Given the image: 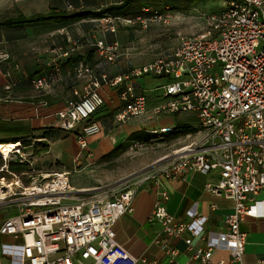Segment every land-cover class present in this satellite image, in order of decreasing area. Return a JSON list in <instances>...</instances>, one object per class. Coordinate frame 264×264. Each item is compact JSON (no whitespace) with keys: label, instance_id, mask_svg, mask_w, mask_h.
Instances as JSON below:
<instances>
[{"label":"built area","instance_id":"2783aa9c","mask_svg":"<svg viewBox=\"0 0 264 264\" xmlns=\"http://www.w3.org/2000/svg\"><path fill=\"white\" fill-rule=\"evenodd\" d=\"M225 3L222 11L206 15L207 30L180 36L174 50L124 75L98 73L87 62L78 65L77 76L85 80L83 93L68 101L57 115L60 128L75 133L82 149L89 137L101 132L94 120L105 105L100 89L146 75L167 79L154 113L197 112L196 130L201 137L109 195L83 190L65 202L63 198L75 190L68 173L40 172L32 177L24 192L25 207L0 224V264H158L144 256L135 257L118 242L113 225L133 212L135 196L144 184L153 181L158 187L159 176L174 179L193 171H215L217 181L206 183V191L234 201L233 211L224 218L226 230L207 231V217L197 204L188 211V220L177 219L166 205L169 194L156 189L150 220L160 223L161 233L155 243L171 264H225L214 258L217 250L228 251L230 263L245 264L247 234L241 223L245 217L264 218V0ZM99 21L103 31L116 34L120 24L147 29L152 23L169 24L171 20L166 13L155 12L135 18L105 16ZM95 47L108 62L122 54L117 39H98ZM69 53L67 50L65 55ZM56 81L57 72L35 77L31 83L44 90ZM131 91L128 86L123 93L126 103L116 113L117 121L148 112L147 97L134 96ZM150 132L162 137L175 130L167 126ZM0 193V198L7 197L4 190ZM173 238L183 239L186 245L189 259L185 263L178 260Z\"/></svg>","mask_w":264,"mask_h":264},{"label":"crops","instance_id":"0c3cea01","mask_svg":"<svg viewBox=\"0 0 264 264\" xmlns=\"http://www.w3.org/2000/svg\"><path fill=\"white\" fill-rule=\"evenodd\" d=\"M123 2L124 0H0V20L6 12L13 9L17 12L10 18L20 13L30 17L53 10L67 13L99 11ZM158 7L153 0H136L129 11L145 10V14L149 15L152 8ZM166 7L170 8L172 5ZM182 17L179 16L181 21L188 19ZM99 19L40 21L26 24L20 30L0 23V96L11 100L13 108L18 107L14 106L13 100L21 101L20 117L11 119L27 122L35 130L38 140H47L43 136L45 128L52 127L56 130L51 132L49 147L38 153L37 158L42 162L44 173H68L75 189L72 192L74 194L83 190L108 195L111 192L117 193L120 190L106 188L175 156L184 146L201 137L196 130L199 125L197 112L164 115L154 113V106L160 103L165 94L167 79L150 75L126 80L116 87L104 85L100 89L105 105L96 113L94 120L99 122L101 132L87 139L85 149L81 148L75 133L60 129L58 112L68 101L78 99L83 93L85 80L77 76L80 63L87 62L98 73L105 72L114 77L155 60L162 53L174 50L179 44L167 49L158 35H149L144 30L134 28L135 26L124 24L119 25L116 34L105 32ZM101 38L109 42L117 39L120 42L122 54L116 61L108 62L99 57L95 42ZM67 50L70 51L69 55H65ZM12 59L21 61H15L8 67L3 65L5 60ZM56 72L57 81L51 88L37 90L31 85L32 78ZM128 86L132 87V95L147 97L148 112L139 117L117 121L115 115L126 103L123 93ZM30 106H35L36 111L30 112ZM167 126H171L175 132L162 137L150 132ZM217 178L215 171L210 174L193 171L174 179L159 176L158 187H154L153 181L144 184L135 196L133 212L124 214L113 225L118 242L135 257L144 256L157 260L158 264H171L155 243L156 237L161 233V225L150 220L155 206L156 189L169 194L170 199L166 205L177 219L188 220V211L197 204L198 211L207 217V231L226 230L224 218L233 211L234 201L205 189L206 183H215ZM212 205H216V209H212ZM241 230L247 234L245 264H264V218L245 217ZM171 242L179 250L178 260L185 263L189 259V252L183 239L173 238ZM214 258L224 260L225 264H232L230 253L226 250H217Z\"/></svg>","mask_w":264,"mask_h":264},{"label":"rangeland","instance_id":"374dc122","mask_svg":"<svg viewBox=\"0 0 264 264\" xmlns=\"http://www.w3.org/2000/svg\"><path fill=\"white\" fill-rule=\"evenodd\" d=\"M165 1L166 0H157L156 2L162 3ZM225 4V0H198L195 3H178L175 8L164 9L165 11L163 13L172 16L169 24H164L162 22L152 23L153 25L151 24V26L147 29H142L137 26L131 27L137 28L139 31L144 30L149 35H158V38H160L159 40L163 41L168 49L179 43L180 36L198 34L203 30H207L209 20L206 15L222 11L225 8ZM16 12V9H13L11 12H6V15L3 16L0 23H4L8 20L7 17L10 18L11 15H14ZM181 15L183 17H187L188 19L186 21H183L182 19L181 21L179 19V16ZM15 61L19 62L21 60H5L3 65L5 67L11 66ZM4 97L5 96H0V98H2L0 99V119L8 120V118H10V120H14L11 118H19L22 113L19 108L21 101L13 100L14 106H18L13 108L10 105L11 100H7ZM30 108V112H34L37 109L35 106H30ZM12 130L13 128L11 126H5V129H0V143H4L10 139H20L23 136H27L13 134ZM29 139V144L24 145L18 143L19 148L17 149V152L12 153L8 158L0 156V191L4 190V194H7L5 199L4 197L0 198V224L4 218L18 214L19 211L25 207L24 201H26L25 198L27 196L24 192H26L27 188L31 186L32 177L37 176L40 172H43L44 168L42 166V162L37 157L41 151L49 147L48 142L50 139L38 140L34 132ZM119 174L120 173H118V175ZM137 177V174L133 175L118 182L117 184L110 185L106 189L109 190L113 188L116 191L122 190ZM73 195L74 193L66 195L69 198H63V201H70L69 199H71ZM0 196H2L1 193ZM5 240L8 241V239Z\"/></svg>","mask_w":264,"mask_h":264},{"label":"trees","instance_id":"16d2710c","mask_svg":"<svg viewBox=\"0 0 264 264\" xmlns=\"http://www.w3.org/2000/svg\"><path fill=\"white\" fill-rule=\"evenodd\" d=\"M136 0H124L122 4L118 5H110L106 8H103L99 11H89V10H83V11H74L72 13H67L64 11H51L49 13H39L34 16L27 17L20 13L18 16L10 18L6 20L4 23L1 25H7L14 30L24 27L26 24L29 23H36L40 21H54V22H62L64 20H75V19H83V18H102L105 16H112V17H123V18H135L139 15L143 16H150L154 14L155 12H160L163 13L165 10L164 9H170V8H175L178 3H195L198 0H166L165 2L162 3H157V0H153L157 6L161 8H152L150 11L149 15H146L145 10H140V11H134L131 12L129 11L131 5L135 2ZM152 1V0H150ZM172 5V7L167 8V5ZM180 6V5H179ZM178 6V7H179ZM186 7V6H183ZM139 27V25H137ZM90 61V58L88 59ZM33 79V78H32ZM30 80V82L32 81ZM32 85V83H31ZM5 126H11L13 128V134L16 135H27L23 136L20 139L16 138L13 140L6 141L4 143H21V144H29L30 137L32 136V133L34 132V129L27 123L19 120H5V119H0V129H5ZM8 129V128H6ZM63 130L62 128H60ZM59 129V130H60ZM56 131L54 128L49 127L45 128V131L43 133V136L46 139H51L52 134L51 132ZM38 153V152H37ZM14 169V168H13Z\"/></svg>","mask_w":264,"mask_h":264},{"label":"bare ground","instance_id":"6f19581e","mask_svg":"<svg viewBox=\"0 0 264 264\" xmlns=\"http://www.w3.org/2000/svg\"><path fill=\"white\" fill-rule=\"evenodd\" d=\"M18 143H0V156L8 158L12 153L17 152Z\"/></svg>","mask_w":264,"mask_h":264}]
</instances>
